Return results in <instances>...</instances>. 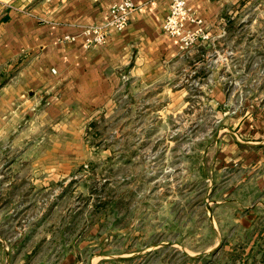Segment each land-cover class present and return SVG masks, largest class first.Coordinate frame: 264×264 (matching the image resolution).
<instances>
[{
  "label": "rangeland",
  "instance_id": "1",
  "mask_svg": "<svg viewBox=\"0 0 264 264\" xmlns=\"http://www.w3.org/2000/svg\"><path fill=\"white\" fill-rule=\"evenodd\" d=\"M234 20L219 44L232 49H218L219 76L227 79L218 105L203 96L206 86L157 85L150 101L125 97L119 111L85 119L82 133H43L44 119L30 115L24 132L0 137V264H37L103 237L109 244L97 250L140 251L144 264L155 254L195 264L185 254L215 238L201 196L211 177L229 172L211 174L225 141L213 140V130L229 115L264 112V0H248ZM160 241L172 243L149 249Z\"/></svg>",
  "mask_w": 264,
  "mask_h": 264
},
{
  "label": "crops",
  "instance_id": "2",
  "mask_svg": "<svg viewBox=\"0 0 264 264\" xmlns=\"http://www.w3.org/2000/svg\"><path fill=\"white\" fill-rule=\"evenodd\" d=\"M118 1L0 0V137L24 132L22 125L30 115L44 119L43 133H82L85 119L107 113L112 106L119 111L118 103L125 97L150 101L157 85L197 83L209 87L203 96L219 104L220 86L227 79L219 76L223 63L214 56L218 49H232L219 44L248 0H185L210 35L186 49L161 26L170 0H131L136 9L125 29L111 31L104 44L84 48L82 26L102 21ZM64 35L75 39L60 40ZM227 119L225 127L217 126L212 133L213 140L225 141L221 147L218 143L217 154L213 152L211 174L229 172L221 180L211 177V188L199 206L215 238L202 248L204 254L185 258L194 257L195 264H264V112L245 111ZM25 132L29 134L28 129ZM33 145L61 148L51 142ZM206 195L210 211L204 204ZM106 241L103 237L91 245V240L83 239L62 255L45 256L36 263L144 264L140 251L97 250L109 244ZM171 243L153 242L149 249ZM153 258L145 264H171L165 254Z\"/></svg>",
  "mask_w": 264,
  "mask_h": 264
},
{
  "label": "built area",
  "instance_id": "3",
  "mask_svg": "<svg viewBox=\"0 0 264 264\" xmlns=\"http://www.w3.org/2000/svg\"><path fill=\"white\" fill-rule=\"evenodd\" d=\"M135 9L136 6L131 0L112 3L102 21L82 26L79 35L82 38L83 47L104 44L111 31L125 29ZM161 26L165 33L177 39L181 49H186L198 41L210 39L209 33L202 26L201 19L195 17L194 11L185 0H170L168 12ZM74 39V35H64L60 40L73 41ZM216 58H220L219 55H215L214 60Z\"/></svg>",
  "mask_w": 264,
  "mask_h": 264
},
{
  "label": "water",
  "instance_id": "4",
  "mask_svg": "<svg viewBox=\"0 0 264 264\" xmlns=\"http://www.w3.org/2000/svg\"><path fill=\"white\" fill-rule=\"evenodd\" d=\"M204 204L206 205V207L209 209V211H210V203H209V201L208 200H206V199H204ZM205 252H202V253H200V254H204Z\"/></svg>",
  "mask_w": 264,
  "mask_h": 264
}]
</instances>
